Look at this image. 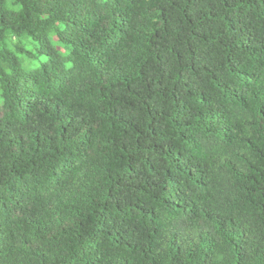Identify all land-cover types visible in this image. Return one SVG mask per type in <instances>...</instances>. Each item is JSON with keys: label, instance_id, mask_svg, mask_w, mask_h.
I'll return each instance as SVG.
<instances>
[{"label": "trees", "instance_id": "trees-1", "mask_svg": "<svg viewBox=\"0 0 264 264\" xmlns=\"http://www.w3.org/2000/svg\"><path fill=\"white\" fill-rule=\"evenodd\" d=\"M20 3L0 264H264V0Z\"/></svg>", "mask_w": 264, "mask_h": 264}, {"label": "clouds", "instance_id": "clouds-1", "mask_svg": "<svg viewBox=\"0 0 264 264\" xmlns=\"http://www.w3.org/2000/svg\"><path fill=\"white\" fill-rule=\"evenodd\" d=\"M0 4L15 12H20L23 9V4L20 3V0H0Z\"/></svg>", "mask_w": 264, "mask_h": 264}, {"label": "rangeland", "instance_id": "rangeland-1", "mask_svg": "<svg viewBox=\"0 0 264 264\" xmlns=\"http://www.w3.org/2000/svg\"><path fill=\"white\" fill-rule=\"evenodd\" d=\"M24 41H25L27 50L33 51V52H37L38 51L37 48L39 47V45L37 43L33 42L32 40H30L28 38L24 39ZM42 59H45V57L44 56H40L38 58L37 62L42 60Z\"/></svg>", "mask_w": 264, "mask_h": 264}]
</instances>
